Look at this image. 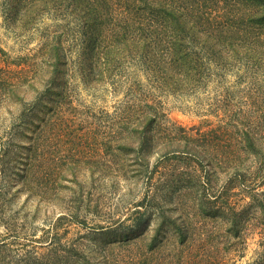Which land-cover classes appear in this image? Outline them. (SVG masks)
I'll return each instance as SVG.
<instances>
[{
	"label": "trees",
	"instance_id": "16d2710c",
	"mask_svg": "<svg viewBox=\"0 0 264 264\" xmlns=\"http://www.w3.org/2000/svg\"><path fill=\"white\" fill-rule=\"evenodd\" d=\"M4 1L9 25L24 31L38 27L39 43L31 67L43 90L34 104H46L31 133L24 135L28 139L25 145L15 143L13 136L6 139L7 148L26 150L22 189L86 224L85 213L91 210L88 204L82 211L76 199L50 196L67 189L64 182L68 176L76 175L81 163L90 160L80 146L63 143L75 135L59 100L68 65L63 40L71 30V21L78 35L75 62L81 75L97 84L110 83L114 92L126 82L131 95L140 93L121 101L112 114H104L105 122L98 128L99 174L113 180L132 176L143 181L145 192L136 205L143 211H135L138 217L133 225L145 217V211L159 210L161 202L171 203L165 197L174 192H179L180 199L170 211L174 208L182 214L170 221L173 247L178 249L170 258L164 256L153 263L147 253L116 258L102 254L99 264H229V257H224L239 249L244 242L243 229L249 224L243 214L246 209H236L231 197L240 192L251 195L250 206L256 204L264 214V198L257 199L254 191L264 185V113L256 125L248 122L241 129L198 131V136L192 137L183 127L158 123L154 95L141 89L130 69H138L157 92L205 89L218 69L264 70V0ZM45 19L53 24L43 23ZM124 68L129 69L127 75ZM23 72L0 78V88L7 89L8 97L22 101L17 90L28 77ZM153 154L156 158L150 163ZM159 166L167 174L154 182L152 174ZM88 169L92 173V168ZM236 187L240 191H235ZM98 208L95 203L93 214H98ZM130 239L124 235L119 240L125 243ZM156 245L153 242L147 248ZM251 264H264V249Z\"/></svg>",
	"mask_w": 264,
	"mask_h": 264
},
{
	"label": "rangeland",
	"instance_id": "374dc122",
	"mask_svg": "<svg viewBox=\"0 0 264 264\" xmlns=\"http://www.w3.org/2000/svg\"><path fill=\"white\" fill-rule=\"evenodd\" d=\"M5 10V1L0 0V78L21 69L28 77L23 78L25 80L17 90L22 101L8 97L7 89L0 88V264H99L103 260L102 254L116 258L122 254L147 253L153 263H158L164 256L170 258L178 250L173 247L175 241L171 236L170 221L178 220L177 215L182 214L174 208L170 211L169 207L177 205L179 192H174L170 198L165 197L166 201L172 202L159 203L162 204L159 210L155 207L145 211V217L136 226L133 225L138 217H135V211H143L136 206L145 192L143 181L132 176L129 180H113L102 177L97 170V147L101 139L98 128L105 122L104 114H112L121 101L128 96L135 98L140 93L131 95L126 82H121L114 92L110 83L97 84L81 75L75 62L78 35H75V23L71 21L68 23L71 30L65 33L63 40L68 65L64 72L63 95L59 100L63 101V115L75 128V135L70 137V142L67 137L63 143L80 146L82 151L89 153L86 157L90 160L81 163L76 175L68 176L64 184L69 189L50 196L53 199H76L82 211L88 204L91 210L85 213L86 224L72 220L69 212L60 206L47 205L22 189V163L26 150L7 148L6 139L13 136L15 143L25 145L28 139L24 135L31 133L33 123L39 121L46 104H34L43 90L42 84L37 86L31 67L39 43L38 27L24 31L18 25H9ZM43 23L53 24L47 19ZM213 72L205 89L157 92L150 88L138 69H130V74L141 82V89L154 95L157 121L161 125L183 127L188 135L196 137L198 131L219 132L234 126L241 129L244 123L256 125L261 122L264 110H259L264 109V70L237 67ZM125 73L127 75L129 69ZM56 149L57 145L52 150ZM155 158L153 154L150 163ZM88 167L92 168V173ZM162 174H167L166 169L159 166L152 174V181L162 179ZM234 190L240 191L237 187ZM254 191L257 199L264 198V185ZM250 196L240 192L231 197L236 209H246L243 214L249 224L243 229L244 242L239 249L224 257H229V264H251L264 249V214L256 204L250 206ZM95 203L99 207L98 214L92 212ZM124 235L131 236V239L121 242L119 239ZM153 242L157 245L147 248Z\"/></svg>",
	"mask_w": 264,
	"mask_h": 264
}]
</instances>
